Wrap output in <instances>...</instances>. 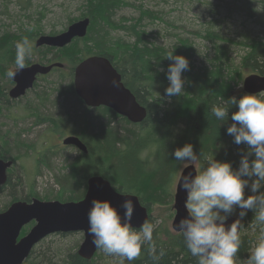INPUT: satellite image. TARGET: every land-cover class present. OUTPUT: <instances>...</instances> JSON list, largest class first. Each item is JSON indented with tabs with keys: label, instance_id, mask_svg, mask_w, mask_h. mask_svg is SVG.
<instances>
[{
	"label": "trees",
	"instance_id": "obj_1",
	"mask_svg": "<svg viewBox=\"0 0 264 264\" xmlns=\"http://www.w3.org/2000/svg\"><path fill=\"white\" fill-rule=\"evenodd\" d=\"M86 1L83 7L87 13L83 12L79 17L87 16L90 19L87 35L81 39H74L61 49L46 46L39 48L47 51L45 54L51 55L45 62H61L63 69L69 70V74H66L69 78L73 67L84 57L89 55L107 57L121 74L124 85L145 108L146 116L140 123L133 124L104 106L87 107L85 109L89 112L85 115L81 114L82 110L80 114H69L72 121L75 119L84 123L83 128L92 136L91 143L95 144L97 152L91 151L87 145L86 154L80 153L66 163L65 174L61 181H56L60 189L53 194L52 199H79L84 190L85 178L91 174H100L120 192L136 194L148 208L153 202L165 203L171 197V192L166 191L169 181L179 167L172 153L185 143H191L196 153L202 147L200 150L202 153L200 152L198 156L199 168L205 163V157L212 152L215 159L228 161L233 168H237L241 156L247 152V146L235 144L233 137L226 132L228 124L232 123L231 112L235 111V106L230 108L229 119L226 122L217 121L211 113V107L219 103L221 97L239 98L245 93L238 87L243 77L240 68L234 66L224 50L225 46L215 44L216 53L213 58L206 65H198L192 62L193 48L185 39H179L171 48H165L152 43L140 29L139 24L132 23L121 28L113 25L110 17L113 10L120 6V0ZM32 29L33 31H28V35L39 34L40 28ZM119 29L125 32L128 39L110 35L111 31ZM21 39V36L12 32H6L0 37V78H4L8 84L10 80L6 72L14 65L15 43ZM242 45L248 48L250 45L252 49L241 56L239 66L264 75V50L263 54L257 53L264 46V38L242 41ZM173 48L174 54L187 58L189 69L182 73L185 81L184 94L169 98L165 94V89L169 85L166 74L171 61L163 56ZM33 49L36 48L33 46ZM34 53L33 50L32 54ZM39 57V62L46 58L44 54H39ZM28 61L27 59L26 63ZM159 68H163L164 71H158ZM63 69L58 70L62 72ZM67 89L74 94L70 82ZM10 101L7 99L6 89L0 85V108L2 106L6 108ZM37 114L36 110H33L31 115L40 121L36 117ZM199 135L202 137L198 142ZM23 143L19 140V134L14 140H10L8 133L0 131V158L11 159L15 165L17 156L12 153V149L14 146L20 147ZM149 148H152L154 160L157 161L155 170L150 173L141 156V153ZM81 155L86 156L83 163L85 169L86 164L90 168L94 167L83 176L79 174V168L82 166L79 158ZM252 158L249 157L250 160ZM13 169L14 166L8 170L5 183L0 185V195H5L9 203L20 199L28 201L34 195L31 192L20 196L16 194L17 189L22 191V183L19 175L12 176ZM260 191H264V187ZM9 203L0 208V211ZM253 216L254 212L249 210L243 217V226L245 227L248 221L254 231H260L251 223ZM147 220L152 222L151 216ZM244 227L241 229V249L237 253L240 258L237 260L239 264L242 263L241 259L247 261L255 238L247 235L243 231ZM168 235L171 238L165 239L164 237ZM154 239L158 246L166 250L160 264H196V258L185 248L182 237L176 235L170 228L167 229V233H162L157 228ZM35 248L30 251L23 264H99L101 254L106 255L98 248L95 255L87 260L80 257L74 248L61 255L54 249L49 252ZM108 257L113 258L115 264V258L106 255V259ZM133 264H150V260L145 253Z\"/></svg>",
	"mask_w": 264,
	"mask_h": 264
},
{
	"label": "rangeland",
	"instance_id": "obj_2",
	"mask_svg": "<svg viewBox=\"0 0 264 264\" xmlns=\"http://www.w3.org/2000/svg\"><path fill=\"white\" fill-rule=\"evenodd\" d=\"M120 1V6L113 10L110 17L111 23L117 28L132 23L139 24L140 29L152 43L165 48H171L179 39H185L193 48L192 62L198 65H206L213 58L216 53L215 44L225 46L224 50L234 66L240 68L242 80L247 74L252 73L250 69L241 66L242 69L239 66L241 56L252 49L250 45L249 48L242 45V41L264 38V0ZM85 2L87 1L0 0V37L6 32H12L21 37H28L33 44L39 35L59 32L66 28L69 21L78 18L83 12L87 13L83 7ZM32 28H40L39 34L28 35V29ZM124 33L119 29L111 31L110 35L128 39ZM33 50L35 53L28 59V63L39 61V54L46 57L42 60L43 63L51 56L38 47ZM262 50L264 46L257 53L261 54ZM13 67L14 65L11 66ZM62 72L53 69L40 78L22 98L11 100L6 108L3 106L0 108V131L8 133L10 140H14L19 134V140L24 142L20 147L14 146L12 149V153L17 156L12 176L19 175L22 183V191L16 190L18 196L31 192L34 197L52 199L53 194L59 191L57 182L61 181L65 174L64 166L78 156L77 149L75 151L74 148H62L60 140L65 135L71 133L79 135L91 151L97 152L95 144L91 143L92 136L83 128L84 123L70 119L69 114H80L82 110L81 114L85 115L89 111H86L80 100L78 101V98L67 89L72 78L71 75L69 78L66 75L69 74V70L63 69ZM0 83L4 89L11 85L4 78H0ZM33 110H36L38 113L36 117L41 122L31 115ZM201 137L202 135L198 136V142ZM201 148L198 150L199 153L197 152L198 156ZM141 156L145 160L148 173L153 172L157 161L154 160L152 148L144 150ZM85 157V155L79 157L82 162L79 168L80 176L94 168L87 164L86 169L83 167ZM192 164L199 170L198 160ZM180 167L182 165H179L166 190L171 192V197L165 203L153 202L148 208L152 222H159L158 228L162 233H167V229L171 228L174 214L171 208L175 188L173 181ZM249 194L250 189L246 188L245 196ZM7 203L9 199L5 195H0V208ZM238 213L237 208L232 215ZM243 231L255 237L253 247L264 235L260 231H254L248 221ZM169 237L171 238L169 235L164 238ZM82 239V232L51 234L37 244L35 249L49 252L54 249L61 255L69 249L76 250ZM98 260L99 264H114L113 258L106 259V255L103 254ZM241 260V264H247V261Z\"/></svg>",
	"mask_w": 264,
	"mask_h": 264
},
{
	"label": "clouds",
	"instance_id": "obj_3",
	"mask_svg": "<svg viewBox=\"0 0 264 264\" xmlns=\"http://www.w3.org/2000/svg\"><path fill=\"white\" fill-rule=\"evenodd\" d=\"M32 53L33 44L28 37L17 41L14 67L8 69L6 76L13 79L26 67V60ZM163 58L171 61L166 74L169 81L166 96L183 95L182 73L189 69L187 58L174 54V48ZM238 87L242 89L243 82ZM233 106L232 123L228 124L226 132L235 144L247 146L237 168L228 161L215 159L212 152L194 175L185 174L184 169L199 159L193 145L185 143L172 153L178 165H182L173 182L175 190L179 188L186 194L187 213L172 225V231L182 237L185 248L196 258V264H236L242 245L244 226L241 220L249 210L254 212L251 223L264 234V191H260L264 187V92H245L239 98L221 97L219 103L211 107V113L217 121L226 122ZM246 188L251 192L247 196ZM120 208L123 212L107 198L93 199L87 213V231L92 243L114 257L115 264H133L145 253L150 264H160L166 250L154 239L159 222L145 220L139 226L133 225L131 198L126 197ZM237 208L238 217L226 227V221ZM247 264H264V235L251 249Z\"/></svg>",
	"mask_w": 264,
	"mask_h": 264
},
{
	"label": "water",
	"instance_id": "obj_4",
	"mask_svg": "<svg viewBox=\"0 0 264 264\" xmlns=\"http://www.w3.org/2000/svg\"><path fill=\"white\" fill-rule=\"evenodd\" d=\"M89 19L81 18L69 24L65 30L54 34L40 35L35 40V46L63 48L74 38L84 37L87 33ZM52 67H62L55 62L49 65L32 63L18 71L11 79L14 85L9 89L10 99H17L33 86L37 74H46ZM73 86L76 95L89 107L105 106L118 115L124 116L131 123H140L146 116V110L140 106L134 95L121 82L119 73L104 56H88L81 60L73 70ZM245 92H264V75L249 74L243 79ZM63 144L74 145L86 152L85 145L76 136H67ZM13 165L12 160L0 158V185L7 178L6 171ZM195 166L190 164L184 173L195 174ZM128 197L134 203L132 224L139 226L148 219V209L142 205L136 195L120 193L101 175H93L87 179L86 191L82 199L77 201L41 200L32 198L29 202L17 200L0 212V264H22L31 249L41 239L51 233L82 232L83 240L79 244L77 254L84 259H91L98 249L88 235L87 213L93 199H109L120 208L123 200ZM186 194L178 188L173 195L172 208L174 215L171 222L175 226L181 216L186 215ZM237 216H229L226 227ZM34 221L29 231L18 238L22 227Z\"/></svg>",
	"mask_w": 264,
	"mask_h": 264
},
{
	"label": "flooded vegetation",
	"instance_id": "obj_5",
	"mask_svg": "<svg viewBox=\"0 0 264 264\" xmlns=\"http://www.w3.org/2000/svg\"><path fill=\"white\" fill-rule=\"evenodd\" d=\"M37 78H39V76L37 77ZM37 80V79H36ZM82 103V102H81ZM82 105H83V103H82ZM84 106V105H83ZM62 139V138H61ZM61 141V140H60ZM82 141H84L83 139H82ZM62 144V143H61ZM62 146V148H74L75 149V151H76V148H75V146H66V145H61ZM78 153V155H79V152L78 151H76V154ZM76 157V156H75Z\"/></svg>",
	"mask_w": 264,
	"mask_h": 264
},
{
	"label": "bare ground",
	"instance_id": "obj_6",
	"mask_svg": "<svg viewBox=\"0 0 264 264\" xmlns=\"http://www.w3.org/2000/svg\"><path fill=\"white\" fill-rule=\"evenodd\" d=\"M43 35H44V34H43ZM49 35H54V34H49ZM39 36H40V35H39ZM39 36H38V37H39ZM38 37H37V38H38ZM47 47H48V46H47ZM243 79H244V78H243ZM242 82H243V80H242ZM242 90H243V88H242ZM243 91H244V90H243ZM244 92H245V91H244ZM146 207H147V206H146ZM147 209H148V207H147Z\"/></svg>",
	"mask_w": 264,
	"mask_h": 264
}]
</instances>
